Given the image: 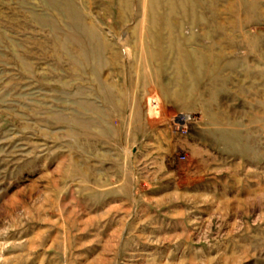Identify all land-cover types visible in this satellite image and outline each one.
<instances>
[{"label": "rangeland", "instance_id": "rangeland-1", "mask_svg": "<svg viewBox=\"0 0 264 264\" xmlns=\"http://www.w3.org/2000/svg\"><path fill=\"white\" fill-rule=\"evenodd\" d=\"M181 113L184 133L170 125ZM139 117L162 146L220 160L212 169L184 147L182 176L228 177L212 202L184 200L189 246L136 229L149 246H117L121 232L99 230L110 209L79 194L101 146H122ZM233 186L244 192L227 197ZM139 256L264 264V0H0V264Z\"/></svg>", "mask_w": 264, "mask_h": 264}, {"label": "crops", "instance_id": "crops-1", "mask_svg": "<svg viewBox=\"0 0 264 264\" xmlns=\"http://www.w3.org/2000/svg\"><path fill=\"white\" fill-rule=\"evenodd\" d=\"M127 133L131 139L129 136L125 141L120 137L122 146H101L100 153L106 157L94 163L95 174L88 178V183L85 182L86 177L80 178V186L88 185L87 191L85 187L81 188L83 191H79V194L83 195L81 199L84 200V205L89 206L86 200L99 199L103 205L102 210L110 209L109 221L101 222L104 224L99 230L104 228L110 234L121 232V236L118 235L116 240L117 246H149L147 240L140 238L141 234H137L136 238L130 236L129 232L133 229L140 233L153 230L157 232V236L163 237L174 235L173 241L168 239L167 246H189L185 235L190 227L184 214L188 205L184 200L205 196L211 198L212 202L222 180L228 177L182 176L183 167L187 164H179L176 156L182 148L187 147L192 156L201 155L203 161L212 169L220 160L207 146H171V142H167L168 146H162L163 140L159 139L158 129L149 126L144 117H139V121L134 123ZM123 141L127 146H123ZM232 179H236L232 180V183L237 182L240 185L243 178L236 176ZM145 180H149L147 185ZM240 188L233 186L227 197L242 194L244 191L241 192ZM173 195L176 196L175 199ZM159 197H163V201L155 200ZM118 205L120 207L115 208ZM113 208L116 211L112 210ZM121 216H125L122 226L119 225ZM183 257L186 258V255ZM146 258L150 257L139 256V260L133 263L144 264ZM184 258L179 259L185 261ZM161 259L162 257L157 261Z\"/></svg>", "mask_w": 264, "mask_h": 264}, {"label": "built area", "instance_id": "built-area-1", "mask_svg": "<svg viewBox=\"0 0 264 264\" xmlns=\"http://www.w3.org/2000/svg\"><path fill=\"white\" fill-rule=\"evenodd\" d=\"M146 104H147V110L149 114L155 115L157 113L156 112V106H157L156 101L149 97L146 100ZM190 117L192 118L190 114H185V113L172 115L170 125L174 131L184 133L187 129V125L189 124L188 121H190Z\"/></svg>", "mask_w": 264, "mask_h": 264}, {"label": "bare ground", "instance_id": "bare-ground-1", "mask_svg": "<svg viewBox=\"0 0 264 264\" xmlns=\"http://www.w3.org/2000/svg\"><path fill=\"white\" fill-rule=\"evenodd\" d=\"M187 117V116H186Z\"/></svg>", "mask_w": 264, "mask_h": 264}]
</instances>
